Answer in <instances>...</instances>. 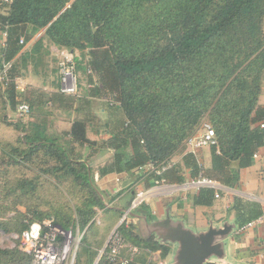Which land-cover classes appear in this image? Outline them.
Listing matches in <instances>:
<instances>
[{"label":"trees","instance_id":"trees-1","mask_svg":"<svg viewBox=\"0 0 264 264\" xmlns=\"http://www.w3.org/2000/svg\"><path fill=\"white\" fill-rule=\"evenodd\" d=\"M4 7L0 32L5 29L6 41L0 68L4 61L17 58L19 35L25 29L44 28V36L59 48L87 50L86 65L92 72L87 75L94 82L91 94H114L118 102L109 106L114 122L104 125L109 137L101 142L113 149L111 163L116 171L129 172L147 164L160 168L203 120L209 121L217 140L210 147L209 176L232 183L238 172L231 170V162L236 161L238 168L251 164L264 141V127L258 124L264 119V107L257 104L264 84V0H12ZM38 44L41 40L34 46L36 53ZM31 56L33 48L18 56L20 63L12 64L7 83L0 81L4 109L17 104L12 79L18 64L25 66ZM76 64L77 69L86 68L80 60ZM68 133L69 144L94 143L85 134L84 120L76 119ZM21 139L31 149L44 147L54 158L55 164L46 172L71 178L82 190L86 200L77 222L85 228L95 208L105 206L87 161L72 147L42 134ZM182 159L190 175L196 176L201 166L192 154L184 153ZM173 165L155 179L183 181L182 176H172ZM211 192L200 188L194 202L208 203ZM232 206L242 222L261 214L255 202L234 198ZM30 211L39 220L50 216L36 208ZM64 219L60 220L63 227L73 221ZM94 222L80 239L74 264H94L99 246L93 247L87 239ZM118 230L126 244L139 248L129 264H150L145 248L160 250L161 257L168 253L166 245L137 235L131 222L121 223ZM122 255L129 256L127 248ZM31 259L19 248H0V264H31ZM96 264H110L106 254Z\"/></svg>","mask_w":264,"mask_h":264},{"label":"crops","instance_id":"crops-1","mask_svg":"<svg viewBox=\"0 0 264 264\" xmlns=\"http://www.w3.org/2000/svg\"><path fill=\"white\" fill-rule=\"evenodd\" d=\"M3 10L4 9H2V11ZM4 32L6 34L5 29L2 30L1 34L5 35ZM20 35H24L25 44L20 49L17 57H20V55L25 52H31V49L33 48V56L27 60L26 65L21 66L20 64V66L24 68L25 73L31 72L33 74V87L35 88V90L33 88V97H36L37 95L39 97L46 96L45 99H48L43 100L42 98V100H39V105H37L33 102L32 98L29 99L30 101H26V99L23 100L18 96L22 94L17 91L19 93L16 97L17 103L22 100L28 102L31 106V111L27 116L13 120L14 122L12 120V122H8L10 121L8 118L6 123L8 124V127L0 126V128L2 127L9 131L6 134H13L12 128L14 129V127L12 124L17 122L19 125L21 124V134H23L24 129H28L24 134H64L65 138L71 140L68 132L72 123L76 119L85 121V134L87 138L94 141V143L78 145L73 142L72 146L76 147L75 153L87 161L96 185L100 188L101 192L105 194L111 205L110 214L106 216L108 223L107 226L104 229H96V231L90 232L87 237L92 246H99L98 250H100L105 243L108 233L117 224L120 215L128 205L133 192L137 188L152 184L157 177L156 172L150 169L148 164L135 168L129 172H119L112 167L111 162L113 160L114 151L113 149L104 147L101 142L109 137L104 125L108 122L113 123L114 121H111L109 112L104 111L103 108H100L102 111L97 110L95 112V100L99 95L91 94V89L94 87L93 80H88L84 86L82 81L78 83L79 93L77 96L86 99L87 104L80 106L74 105L68 110L63 109L62 99L65 97V94L60 93L58 90V63L61 57L59 52L61 48L54 45L48 37L44 36V28L36 31L25 29ZM39 40H41V44L36 46L40 48V52L36 53L37 51H34V46ZM74 52L77 54L75 61L76 59L80 60V63L86 67L84 70L81 68H78L77 70L80 71V73L87 75L89 73L86 65L87 50H84L82 53L78 50H74ZM43 57H46V59H43ZM42 61V66L37 68V64L42 63ZM48 61L50 64H48ZM52 63H56V66L50 68ZM47 75L51 78L48 79ZM27 89L25 90L24 88L22 91L25 90L27 92ZM35 91H37V94H35ZM257 104L264 107V84L258 97ZM15 106L10 107V105H6V115H14ZM36 106H38L37 108L40 107L41 111L51 119L47 128H44L41 132L33 130V126L37 128L36 121H38V119H36L37 116L33 115V110ZM84 106L86 107L85 109H83ZM45 107H51V109L54 108V110L60 112L61 115L54 114L53 111V114L48 112V110L45 111L43 109ZM98 107L99 106L97 105V109ZM86 111L89 116L88 119L77 115ZM105 112L107 114H105ZM70 115L71 118H68ZM96 115H99L98 117H101V119ZM95 117L97 118V121H99L98 124L93 120ZM99 142L100 145H98ZM210 147L211 146H204L197 149L195 152L187 150L181 154L176 153L174 155L175 158L173 157L170 161L167 160L170 166L174 164L173 167L176 168V171L172 172V176L174 178L182 176L184 178L183 181L195 176L190 175L189 168L182 159V155L188 152L192 154L201 167L210 168ZM255 152L257 153V157L253 156V160L249 166L238 168L236 161L231 162L230 168L233 171L237 170L238 177L232 183L220 181L225 188L221 192V197L218 199L213 198V191L210 189L212 192L209 202L196 203L194 202V197L197 195L198 191H181L176 192L173 195L158 196L151 199L149 203L144 204L145 207L138 208V211L133 218V222H131L135 227L136 234L142 239H152L153 241L164 244L168 247V253L164 257H161L160 250L150 251L145 248L146 251L150 252V255H158V258L160 259L159 264H171L173 258H175L177 250L179 249L177 242L170 241L169 239H161L160 235L154 231L157 227L155 224H158L159 222L163 223L162 229H160L161 235L166 234L167 236H173L182 231H187L194 235H201L205 234L210 228L225 227L226 232L221 236L222 242L220 252L213 253L206 257L204 259V264H264V256L262 254L264 249V222L245 228L240 234H236L235 230L247 221L242 222L240 220L241 218H239V214L232 206L233 199L240 198L244 202L257 203L260 206L262 213V205L259 201L248 198V195H264V141ZM169 167L167 168L169 169ZM167 168L165 171L168 170ZM165 171L162 176L166 173ZM260 215L261 214L257 217ZM166 222H168V224H166ZM175 227L180 228V230H177Z\"/></svg>","mask_w":264,"mask_h":264},{"label":"rangeland","instance_id":"rangeland-1","mask_svg":"<svg viewBox=\"0 0 264 264\" xmlns=\"http://www.w3.org/2000/svg\"><path fill=\"white\" fill-rule=\"evenodd\" d=\"M4 6L5 1L0 0V9L5 8ZM5 41L6 35H2L0 32V56L1 51L5 46ZM23 46L24 45H21V48ZM43 59H46V57H43ZM16 60L17 63H20L19 57H17ZM42 64L43 61L42 63L37 64V68L41 67ZM48 64H50L49 61ZM53 66H56V63H52V66H50V68H53ZM15 72L19 77L17 83L20 89L18 91L22 94L19 96L23 100L26 99V101H30L29 99L32 98L33 102L39 105V100H42V98L43 100L48 99H45L46 96L39 97L37 95L36 97H33V74L31 72L25 73L24 68L20 67V64H18V66L16 67ZM76 74L78 83L82 81V84L84 86L89 80L88 75L82 74L78 70ZM47 77L48 79L51 78L49 77V75H47ZM24 88L25 90L28 88L27 92L25 90L22 91ZM35 94H37V91H35ZM64 96L65 97L62 99L63 109L68 110L74 105L80 106L87 104L86 99H83L81 96ZM115 100L116 96L114 94H100L95 100V112L97 110L99 111L100 108H103L104 111L108 112L109 106L112 105V103L110 104V102ZM97 105L99 106L98 109ZM37 107L38 106H36L33 110V115L37 116L36 119H38V121H36L37 128L33 126V130H38L39 132H41L44 130V128H47L49 122H51V119L46 116L43 111H41L40 107ZM85 108L86 107L84 106L83 109ZM43 109L45 111L48 110V112L52 114L54 112V114L56 113L57 115H61V113L57 110H54V108L51 109V107H45ZM105 114L107 113L105 112ZM7 115L2 105V98L0 95V126L8 127V124H6L8 118L10 120L8 122H12L13 120H15V115ZM71 115L70 117L68 116V118H71ZM77 115L84 118L86 117V119H88L89 117L87 111ZM96 116L98 117L99 115ZM4 117L5 120H3ZM98 118L101 119V117ZM93 120L95 121V123H99L96 117ZM203 121H201L200 124L196 127L193 134H199L202 132L201 123ZM207 121L208 120H205L204 122ZM20 125L17 122L13 124V134H6L9 131L3 129L2 127L0 128V248H19L21 251L26 252L24 250V244L21 243L18 237L23 230L18 231L17 228H20V225L22 223H26L28 219H32L33 221H42L49 219L59 227L68 230L71 235L74 236V238L79 234H82L84 236L91 221L96 222H94L89 227L88 232L96 231V229H104L108 224L106 216H108L111 211V205L108 202V198L105 196V194L101 192L100 188L97 186L104 201L105 206L103 207V209H109L104 211L102 208H95L93 218L87 223L85 228L81 229L77 222V214L79 209L84 208L86 196L82 193V190L71 181V178L57 177L56 175L50 174L49 171L46 172V170L50 169L55 164L54 158L51 155L45 153L46 150L44 147L31 149V144L24 143L23 139L21 138L26 135L24 133H26L28 129H24L23 134H21L20 130L22 129ZM42 135L45 136L48 140H53L56 143L65 145L67 148L72 147L75 154L76 147H73L72 143H68L69 139L65 138L64 134ZM98 145H100V142L98 143ZM187 150L188 146L186 145L185 140L181 142L180 146L174 151V153L181 154L182 151L184 152ZM175 154L172 155L171 159ZM33 208H36L42 213H49L50 216H44L41 218V220H39L38 218L33 217L34 213L32 214L30 211ZM63 217L73 220L70 221V224L67 223L68 227H63L60 225V220ZM80 243L81 241L79 242L77 247L73 245L74 242L72 243L71 252L75 255V257L78 250L81 248ZM97 256L94 258V264H96ZM146 259L148 262L150 261V264H159L160 262L158 255L154 254H151Z\"/></svg>","mask_w":264,"mask_h":264},{"label":"built area","instance_id":"built-area-1","mask_svg":"<svg viewBox=\"0 0 264 264\" xmlns=\"http://www.w3.org/2000/svg\"><path fill=\"white\" fill-rule=\"evenodd\" d=\"M6 3H10L12 0H3ZM5 34V32H4ZM19 45L25 44V38L23 35L19 36ZM60 60L58 63V78H59V92L65 95L77 96L79 93L78 79H77V65L75 58L77 54L74 50L61 48ZM17 58L4 61L0 68V81L4 84L7 83L9 78V70L16 62ZM88 72L91 69L88 68ZM18 75L12 79L14 81V88L18 91L20 89L18 85ZM118 104V102L112 101L110 104ZM31 111V106L26 101H19L15 106V119H20L27 116ZM260 127H264V119L259 122ZM202 132L199 134H191L186 139V145L188 150L195 152L197 149L204 146H212L217 144L215 132L213 127L208 122L201 123ZM257 157V153L253 154ZM150 169L154 170L156 174H160L164 169L170 166L169 162L162 165L160 168L148 164ZM205 187L212 189L213 198L218 199L221 197V192L225 186L216 178L209 176L206 173V168L201 167L198 174L188 180L175 182L169 181L164 178H157L154 182L148 186L137 188L124 209L117 224L110 230L103 247L99 250L96 262L106 254L107 260L110 264H129L132 257L139 253V248L135 245L126 244L118 230V226L121 223L133 222L135 216V210L141 207L142 204L149 203L151 199L162 195H173L176 192L186 191H198L200 188ZM250 199H256L262 205V213L254 220H250L239 226L236 230V234H240L245 228L251 227L255 224L264 222V195L253 196L248 195ZM19 239L24 244V250L30 253L32 256L31 264H74L75 255L71 252V246L74 242V246L80 242L82 234L77 235L75 238L71 233L59 227L51 220L46 219L42 221H33L29 223L28 227L19 234ZM264 245V242H263ZM127 248L128 257L122 255L123 249ZM264 248V247H263ZM264 256V249H263Z\"/></svg>","mask_w":264,"mask_h":264},{"label":"water","instance_id":"water-1","mask_svg":"<svg viewBox=\"0 0 264 264\" xmlns=\"http://www.w3.org/2000/svg\"><path fill=\"white\" fill-rule=\"evenodd\" d=\"M162 224H155V232L161 239H169L178 244V250L171 264H204V259L213 253L220 252L221 236L226 232L225 227L210 228L205 234L194 235L190 232H179L175 235H161ZM168 224V222H166ZM165 225V224H164ZM177 230L180 228L175 227Z\"/></svg>","mask_w":264,"mask_h":264}]
</instances>
